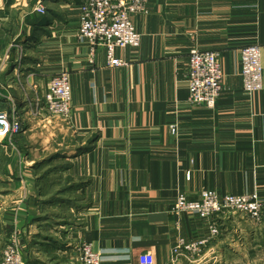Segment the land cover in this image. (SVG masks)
<instances>
[{
  "label": "crops",
  "instance_id": "obj_1",
  "mask_svg": "<svg viewBox=\"0 0 264 264\" xmlns=\"http://www.w3.org/2000/svg\"><path fill=\"white\" fill-rule=\"evenodd\" d=\"M79 9L80 0H0V112L22 124L0 140V239L20 246L24 264H78L80 243L101 264L145 256L152 264H264V214L260 222L214 216L218 235L197 257L174 261L177 239H207L210 223L171 213L178 195L195 200L205 190L264 203V0H147L146 12L131 17L140 45L115 51L127 63L119 68L103 50L88 63ZM248 45L260 47L262 67V89L250 96L240 76ZM194 48L218 55L223 90L212 110L188 102ZM60 72L69 75L67 121L34 112ZM49 149L66 160L61 174L75 179L83 203L71 227L42 236L39 209L54 185L40 172Z\"/></svg>",
  "mask_w": 264,
  "mask_h": 264
},
{
  "label": "built area",
  "instance_id": "obj_2",
  "mask_svg": "<svg viewBox=\"0 0 264 264\" xmlns=\"http://www.w3.org/2000/svg\"><path fill=\"white\" fill-rule=\"evenodd\" d=\"M147 0H80L78 38L89 47L88 63L93 64L96 54L103 50L107 65L111 68L126 67L127 63L115 57L118 49L138 48L140 35L135 31L131 17L146 12ZM35 11L45 14V8L38 4ZM261 51L258 45H248L240 51V76L244 95L250 96L262 89ZM20 60V57H19ZM188 102L191 106H204L214 109L222 93V74L218 55L213 52H201L194 48L188 54L186 73ZM34 112H46L49 117L67 121L71 114V92L69 75L60 72L52 76L47 92L42 100L35 98ZM22 132L18 117H9L0 112V140L10 139ZM169 133L176 137L177 128L170 126ZM190 173H186V179ZM173 215L190 214L199 220L211 222V218L220 214H242L254 222H260L264 214V203L255 196H220L214 191H202L195 200L184 194L176 197L171 208ZM209 238L187 243L177 239L172 255L175 261L182 256L187 259L197 257L211 237L218 235L215 223L208 226ZM73 254L78 264H101L100 256L93 252L87 243L77 244ZM0 264H23L20 247L10 242L6 245ZM139 264H152L149 256L141 258Z\"/></svg>",
  "mask_w": 264,
  "mask_h": 264
},
{
  "label": "rangeland",
  "instance_id": "obj_3",
  "mask_svg": "<svg viewBox=\"0 0 264 264\" xmlns=\"http://www.w3.org/2000/svg\"><path fill=\"white\" fill-rule=\"evenodd\" d=\"M61 143L62 141L54 140L52 142V147L55 149L60 148L59 144ZM46 152H48L49 154L43 160H47L49 164H47V167L43 168L40 172L44 174V172L46 171H53L51 173L52 176L50 177L49 182L52 181L54 185H52V188H50L51 192L49 194V198L44 199V203L45 200H47L48 204L45 203L46 206L41 207L42 210L39 209V216H43L42 221L47 222H39L41 226H45L44 230L40 231L42 232L40 233L42 236H47V232L49 229L52 230L53 228H58V226H65L66 229L71 227L74 220L73 217L77 214L76 211L80 208L81 204L83 203L82 198L77 194V189L72 188L73 186L77 185L75 179L69 178L66 175L61 174L63 168L62 165L66 164V160H63L62 156H58V152L50 151V149ZM51 199L53 200L50 201ZM10 242H4L3 239H0V257L3 256L5 247ZM20 251L23 258L24 253L21 248ZM42 260L45 261L43 258Z\"/></svg>",
  "mask_w": 264,
  "mask_h": 264
},
{
  "label": "trees",
  "instance_id": "obj_4",
  "mask_svg": "<svg viewBox=\"0 0 264 264\" xmlns=\"http://www.w3.org/2000/svg\"><path fill=\"white\" fill-rule=\"evenodd\" d=\"M48 162V161H47ZM62 167V166H61ZM53 171H46L45 173H44V175H52L51 173H52ZM72 188H76V189H78L79 188V186L78 185H76V186H73ZM72 190H75V189H72ZM54 199V198H53ZM53 199H51L50 201H52Z\"/></svg>",
  "mask_w": 264,
  "mask_h": 264
}]
</instances>
